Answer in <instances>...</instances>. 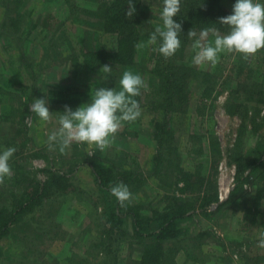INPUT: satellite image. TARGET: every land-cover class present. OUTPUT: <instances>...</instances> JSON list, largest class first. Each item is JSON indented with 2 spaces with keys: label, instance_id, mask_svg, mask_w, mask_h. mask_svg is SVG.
Listing matches in <instances>:
<instances>
[{
  "label": "rangeland",
  "instance_id": "1",
  "mask_svg": "<svg viewBox=\"0 0 264 264\" xmlns=\"http://www.w3.org/2000/svg\"><path fill=\"white\" fill-rule=\"evenodd\" d=\"M108 1L0 0V153L16 149L9 161L12 176L0 184V218L31 184L45 182L43 171L65 176L49 186L33 211L9 227L0 241V264H140L147 257L146 249L157 247V240L135 235L128 217L116 218L110 191H101L94 181L95 165L110 169L119 183L125 179L124 172H131L132 180L126 184L132 193L128 207H142V213L151 216L172 205L167 188L161 186L171 183L172 168L161 176L162 182L153 175V165L157 166L152 161L157 147L154 122L160 118L151 103L157 98L150 100L160 87L152 62L156 52L152 47H136L132 66L105 64L112 68L107 80L94 56L89 58L92 67L85 64L89 53H111L116 47V36L103 32L94 16L99 5ZM140 4L137 30L143 38L138 43H146L147 28L162 23L163 5L162 0H140ZM221 4L229 15L235 0ZM227 31L226 27L221 33ZM213 39L210 33L209 40ZM192 43L177 62L195 72L186 87L187 106L173 118L179 168L194 173L200 166V178L209 177L213 173L210 142L215 138L220 156L215 179L219 202H224L234 187L235 167L229 152L237 135L239 153L260 161L244 173L236 199L222 210L180 223L181 241L176 238V243L188 246L190 256L179 250L171 259L174 264H264V250L256 246L258 233L264 230V117H260L264 106L255 101L256 91L264 93V50L249 61L222 53L215 67L201 69L192 63ZM73 62L82 80L78 76L73 81V71L63 65ZM125 71L139 74L145 82L141 95L135 97L141 116L125 123L103 152L76 143L63 155L50 151L47 135L58 127L65 105L76 110L89 103L96 88L119 90ZM204 87L214 90L212 98L204 100L205 106L198 104ZM70 88L74 91H67ZM40 98L48 100L52 114L43 125L29 111L34 99ZM246 184L249 188L244 190Z\"/></svg>",
  "mask_w": 264,
  "mask_h": 264
},
{
  "label": "trees",
  "instance_id": "2",
  "mask_svg": "<svg viewBox=\"0 0 264 264\" xmlns=\"http://www.w3.org/2000/svg\"><path fill=\"white\" fill-rule=\"evenodd\" d=\"M224 0H182V9L179 15L173 19L182 23V33L180 36L181 47L176 54L165 60L161 55L155 53L152 56L154 61V72L158 77L160 87L157 91L152 92L154 113H159L160 118L157 119L154 125L156 152L152 157V161L157 166L153 165L154 176H157L159 182H162L161 176L171 169V183L163 184L167 188L172 205L165 206L162 211L152 213L151 216L142 213V207H126L121 208L113 197L112 212L117 219L128 217L131 221L132 229L140 239L152 238L157 240V247L151 246L146 249V259H141L140 264H174L173 258L179 250L183 251L185 256H190V248L177 246V240L181 241L179 225L187 218L194 215H202L208 217L214 215L231 200L236 199L238 190L242 186L243 175L246 171L253 170L260 160L243 157L239 153V142L237 135L235 145L230 153V158L233 160L235 167V175L233 178V190L226 201L219 202L215 172L219 162V144L215 138H211V165L212 174L207 178H200V166L195 169L194 173L185 172L178 166L177 149L173 143L174 124L173 118L181 115L187 106L188 93L186 87L194 70L182 65H177L178 58H183L185 47L190 41L187 37L189 30H195L197 34L205 28H216L220 32H226V27L219 24V18L227 16V13L222 8ZM136 9L135 15L132 17L126 16L128 8V0H110L101 3L95 13V18L100 21V26L103 32L116 36V47L111 53L94 52L85 56V64L87 67H92L91 56L95 57L96 66L105 64L132 66L136 44L143 38L137 30V25L140 20V0H133ZM73 8V6L71 7ZM153 29L148 27L146 37H149ZM84 56V53H82ZM214 90L209 87H204L198 98V104L203 105L204 100L212 98ZM249 93V90L247 91ZM256 103L264 106V93L257 92ZM148 98V95L146 96ZM248 99V98H247ZM251 100V99H250ZM253 100V99H252ZM240 107V105H238ZM201 115V110H197ZM91 164H94L92 159ZM163 163V166L161 164ZM47 175V179L43 183L30 185L27 192L25 191L20 197L13 199L11 208L6 215L0 218V241L7 234L9 227L16 224L23 217L27 216L35 206L40 204L46 196L47 189L51 184H58L64 181L63 173L56 175L51 170L43 171ZM94 181L101 191H110L111 186L119 183L117 177L114 176L111 170L104 166H93ZM122 176L125 178L122 183L129 184L132 180L131 172H124ZM126 177L129 181H126ZM140 186V185H135ZM32 188V189H31ZM135 191V190H134ZM178 195V196H176ZM4 213V212H2ZM1 213V214H2ZM167 239H175V242L165 245L163 241Z\"/></svg>",
  "mask_w": 264,
  "mask_h": 264
},
{
  "label": "clouds",
  "instance_id": "3",
  "mask_svg": "<svg viewBox=\"0 0 264 264\" xmlns=\"http://www.w3.org/2000/svg\"><path fill=\"white\" fill-rule=\"evenodd\" d=\"M162 5V23L156 24L146 43H138L136 47H152L154 52L168 60L181 47L182 23L173 18L180 14L182 0H162ZM135 12L133 0H128L126 16L132 17ZM218 22L227 27L226 34L216 28L202 29L199 34L193 29L188 31V39L193 40L191 47L195 53L192 59L194 66L201 69L209 65L215 67L222 53L239 55L244 61H249L264 50V3L259 0H235L231 14L220 17ZM148 23H152V20ZM210 33L214 37L211 41ZM111 72L109 65L100 69L104 80L108 79ZM145 87L139 74L125 71L119 80V90L96 88L92 90L89 103L76 110L65 105L64 112L57 119L58 127L47 135L48 149L58 150L63 155L76 143L103 152L125 123L135 122L141 116V108L135 97L140 96L141 89ZM29 111L35 115L38 124H47L52 120L46 98L34 99ZM260 117H264V112L260 113ZM15 151L14 147H9L0 153V184L12 176L9 161ZM248 188L249 185H244V190ZM110 193L121 208H126L132 200V193L122 182L111 186ZM256 246L264 250V230L259 231Z\"/></svg>",
  "mask_w": 264,
  "mask_h": 264
},
{
  "label": "crops",
  "instance_id": "4",
  "mask_svg": "<svg viewBox=\"0 0 264 264\" xmlns=\"http://www.w3.org/2000/svg\"><path fill=\"white\" fill-rule=\"evenodd\" d=\"M78 55H81V53H80V51H79V54ZM75 56H77V54H74V57ZM79 59V58H78ZM70 64L71 63H65V64H63V65H65L66 66V68L67 69H69V70H71V71H73V74H72V78L71 79H73V81H76L77 80V78H78V76H80L79 77V80H82V76L81 75H76V66H75V62H73V65L72 66H70ZM57 69H59V71H61L62 69L61 68H54V70L55 71H57ZM61 72H63V71H61ZM61 75H63V74H61ZM57 78H59V75L57 76ZM65 78V77H64ZM64 78H62V79H64ZM58 81V80H57ZM59 85L58 84H56V86L55 87H58ZM88 86H89V84H88ZM62 90H64L63 88H62ZM67 91H74V89L73 88H70V89H67ZM58 94V93H57Z\"/></svg>",
  "mask_w": 264,
  "mask_h": 264
}]
</instances>
